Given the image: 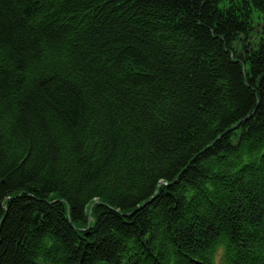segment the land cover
Instances as JSON below:
<instances>
[{"label": "trees", "instance_id": "1", "mask_svg": "<svg viewBox=\"0 0 264 264\" xmlns=\"http://www.w3.org/2000/svg\"><path fill=\"white\" fill-rule=\"evenodd\" d=\"M218 250L264 264V0H0V264Z\"/></svg>", "mask_w": 264, "mask_h": 264}, {"label": "rangeland", "instance_id": "2", "mask_svg": "<svg viewBox=\"0 0 264 264\" xmlns=\"http://www.w3.org/2000/svg\"><path fill=\"white\" fill-rule=\"evenodd\" d=\"M215 262L216 264H223L221 250H218V252L216 253Z\"/></svg>", "mask_w": 264, "mask_h": 264}, {"label": "water", "instance_id": "3", "mask_svg": "<svg viewBox=\"0 0 264 264\" xmlns=\"http://www.w3.org/2000/svg\"><path fill=\"white\" fill-rule=\"evenodd\" d=\"M92 207H93V206L91 205L90 208H89V214H90V212H91ZM89 214H88V215H89ZM89 217H90V216H89Z\"/></svg>", "mask_w": 264, "mask_h": 264}]
</instances>
